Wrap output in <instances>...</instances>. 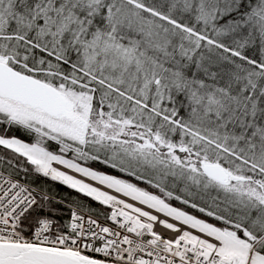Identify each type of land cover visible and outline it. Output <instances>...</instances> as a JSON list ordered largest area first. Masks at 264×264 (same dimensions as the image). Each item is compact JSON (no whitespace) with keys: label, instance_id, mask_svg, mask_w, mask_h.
<instances>
[{"label":"snow or ice","instance_id":"6c2138e0","mask_svg":"<svg viewBox=\"0 0 264 264\" xmlns=\"http://www.w3.org/2000/svg\"><path fill=\"white\" fill-rule=\"evenodd\" d=\"M0 264H264V0H0Z\"/></svg>","mask_w":264,"mask_h":264}]
</instances>
